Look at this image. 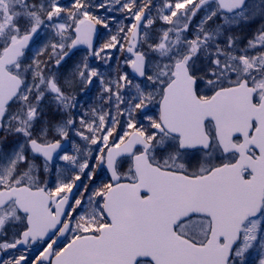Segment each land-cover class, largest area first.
Returning a JSON list of instances; mask_svg holds the SVG:
<instances>
[{"label":"snow or ice","instance_id":"1","mask_svg":"<svg viewBox=\"0 0 264 264\" xmlns=\"http://www.w3.org/2000/svg\"><path fill=\"white\" fill-rule=\"evenodd\" d=\"M257 15L0 0V264H264V26L240 31ZM114 52V77L89 63Z\"/></svg>","mask_w":264,"mask_h":264},{"label":"flooded vegetation","instance_id":"2","mask_svg":"<svg viewBox=\"0 0 264 264\" xmlns=\"http://www.w3.org/2000/svg\"><path fill=\"white\" fill-rule=\"evenodd\" d=\"M65 2H67V1L62 0V3H65ZM100 40L101 39H99V41ZM75 52H76V54L73 56L72 60L70 61V64L67 66L68 70H70L71 67H74L76 63L80 62L87 55V52L85 50L77 49V50H75ZM119 56L120 55L118 54L117 58H119ZM89 63L92 64L93 66H99V70H101V69L103 70V65L101 64V62L98 61V59L94 61V59L90 60V58H89ZM90 88H91V91H89V89H83V90H78L77 91L78 98L83 97L81 99V106H82L81 110H82L83 106H87L88 107V101L92 102L91 97L92 96H97L98 93H99V85H98V83H95L94 86H90ZM157 111H158V109L156 107H150V114L155 115L157 113ZM70 137L73 140H77V141L79 140L78 137H75L73 133H70ZM64 147L69 152H71V150H72L71 143L65 142ZM55 164L57 166H61L63 164V162L59 161V160H56ZM122 170H126V166ZM109 179H110V177L108 176V173L101 172L100 173V179L97 181V184H99L101 182H108ZM53 180H54V177H53ZM77 211L79 212L80 210L78 209ZM62 243H63V240L61 241V244ZM38 251H39V247H35L34 251L32 252V255H35Z\"/></svg>","mask_w":264,"mask_h":264},{"label":"rangeland","instance_id":"3","mask_svg":"<svg viewBox=\"0 0 264 264\" xmlns=\"http://www.w3.org/2000/svg\"><path fill=\"white\" fill-rule=\"evenodd\" d=\"M61 2H62V0H61ZM250 3H259V0H251L250 1ZM257 21H259L260 22V24H257L256 22ZM264 21V17H261V16H259V15H257L249 24H247V25H242L241 26V28L240 29H244L245 30V34L247 35V34H249V30H251V33L250 34H254L256 31H257V29H259L261 26H264L263 24L264 23H262L261 24V22H263ZM101 30V32L102 33H106V30H104V29H100ZM107 39V35H104L102 38H101V44L105 41ZM34 51H35V49H33V53H34ZM116 60H117V53H114L113 54V59H112V61H110L109 62V64H107V65H110V68H108L107 70H100L101 72H104L105 73V75H108L109 73H111V75L114 77L115 76V74H116ZM99 62H101L103 65H105L104 64V62L103 61H100V60H98ZM99 94V93H98ZM98 96V95H97ZM97 96H92L91 97V99H92V102L91 101H88V107H91L93 104H95L96 103V98H97ZM82 110H83V108H82ZM81 110V111H82ZM79 139V138H78Z\"/></svg>","mask_w":264,"mask_h":264},{"label":"water","instance_id":"4","mask_svg":"<svg viewBox=\"0 0 264 264\" xmlns=\"http://www.w3.org/2000/svg\"><path fill=\"white\" fill-rule=\"evenodd\" d=\"M64 1H69V0H64ZM94 42L96 43L97 41H94ZM78 49L87 50V48L85 46H80ZM109 177H110V174H109ZM0 255H2V254H0Z\"/></svg>","mask_w":264,"mask_h":264},{"label":"trees","instance_id":"5","mask_svg":"<svg viewBox=\"0 0 264 264\" xmlns=\"http://www.w3.org/2000/svg\"><path fill=\"white\" fill-rule=\"evenodd\" d=\"M256 23H257V24H260V22H259V21H257ZM262 23H264V21H263V22H261V24H262ZM263 25H264V24H263ZM240 31H242V32L245 34V30H244V29H243V30H242V29H240ZM250 33H251V30H249V34H250Z\"/></svg>","mask_w":264,"mask_h":264}]
</instances>
